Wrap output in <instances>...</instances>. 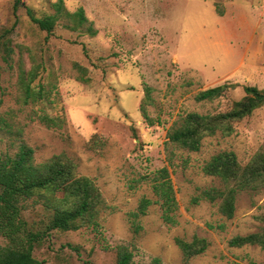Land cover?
<instances>
[{"label":"rangeland","instance_id":"374dc122","mask_svg":"<svg viewBox=\"0 0 264 264\" xmlns=\"http://www.w3.org/2000/svg\"><path fill=\"white\" fill-rule=\"evenodd\" d=\"M57 1L0 0V160L22 144L34 150L35 164L59 156L93 181L102 202L92 223L52 230L33 255L44 264H116L125 246L135 264H264L260 244H230L236 236H264V188L238 190L230 218L220 199L200 197L235 186L205 173L212 157L234 152L246 166L264 152V106L234 121L230 134L205 137L198 151L168 139L187 113L225 112L245 86L264 89V0H63V11L83 8L87 22L74 29L63 14L49 33L28 10L42 18L55 13ZM226 83L235 88L196 99ZM165 166L178 200L175 222L154 202L137 233L128 214L142 196L156 200L152 178ZM36 199L22 211L34 231L53 213ZM176 238L208 246L187 261Z\"/></svg>","mask_w":264,"mask_h":264},{"label":"trees","instance_id":"16d2710c","mask_svg":"<svg viewBox=\"0 0 264 264\" xmlns=\"http://www.w3.org/2000/svg\"><path fill=\"white\" fill-rule=\"evenodd\" d=\"M19 2L20 0H16L17 4ZM28 14L41 29L49 33L63 14L73 21L71 28L78 29L87 22L83 8H79L74 13L63 11V0L55 3L54 14L42 18L36 17L31 10H28ZM87 30L94 33L92 26ZM78 68L84 72L83 66L79 65ZM33 78L34 73L30 72V79ZM81 79L88 80L84 74L81 75ZM23 80H26V77L23 76ZM231 87L235 88L232 84L226 83L201 90L196 95V99L214 100L223 96ZM244 91L243 98L236 100L225 112L213 115L187 113L180 124L168 132L169 141L182 148L198 151L202 140L216 134L218 130L230 134L233 131L234 121L243 119L255 109L264 106V89L250 85L245 86ZM26 94L27 97L35 95L30 82L26 83ZM33 153L31 147L22 144L14 157L7 156L0 160V234L8 239L7 245H0V264H44V261L33 255L36 243L49 236L52 230H78L85 223H92L102 202L100 191L93 181L87 177L76 176L69 161L54 156L43 163L35 164ZM204 171L209 175L220 177L225 182L234 181L235 186L231 188L225 190L211 188L203 190L200 194V197L210 201L220 199V211L230 218L235 210L238 190L264 188V152L257 154L246 166L240 165L234 152H222L212 157L204 166ZM152 181L156 200L142 196L136 209L128 214L132 227L137 233L142 229L140 218L148 213L149 207L154 202L160 204L166 222H175L178 200L168 167L157 170ZM57 192H62L63 197H54ZM34 196L38 197L35 203L42 201L46 208L53 210L45 228L37 231L32 230L22 217V211L27 208L24 203ZM198 199L199 197L196 198ZM176 243L187 261L203 253L208 246L207 241L202 238H195L193 241L176 238ZM230 244L232 246L260 244L264 247V236L259 234L236 236L230 239ZM116 264H135L133 253L127 247L119 246Z\"/></svg>","mask_w":264,"mask_h":264}]
</instances>
